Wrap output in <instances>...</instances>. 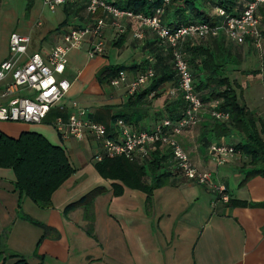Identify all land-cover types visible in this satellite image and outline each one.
Here are the masks:
<instances>
[{"label": "crops", "instance_id": "obj_1", "mask_svg": "<svg viewBox=\"0 0 264 264\" xmlns=\"http://www.w3.org/2000/svg\"><path fill=\"white\" fill-rule=\"evenodd\" d=\"M27 5L28 0H0V63L8 58V39L12 33L29 39L28 56L36 53L45 56L61 44L65 31L91 26L95 18L105 21L104 54L89 59L86 45L68 53L60 79L69 83V90L41 124L0 121V133L8 138L16 139L25 132L36 133L51 145L61 147L74 169V174L52 195L51 206L46 210L21 197L14 189L13 172L0 169V264L8 255L23 258L27 264H264V178H253L241 186L248 168H242L244 159L238 153L222 165L214 162L208 154L209 145L232 147L241 139L236 134L217 138L215 120L206 107L199 113L197 123L176 135L175 140L198 170L211 173L214 187L222 188L224 196L255 207L227 208L218 192L184 179L163 148L160 155L166 158L160 163L159 173L169 176L152 192L149 202L144 193L127 188L122 189L119 197H114L112 186L120 184L103 180L96 173L98 147L95 142L88 136L77 142L62 140L58 135L57 141L50 131L54 119L65 120L72 112L70 102L77 101L92 122L106 129L108 138L116 139L112 117L126 103L130 96L128 84L136 76L125 72V81L118 87H100L94 76L106 66L139 64L142 48L147 42L157 40L156 37L128 19L120 20L124 33L118 35L107 15L99 11L94 17L88 16L84 3H68L53 12L43 6V0H29V8ZM205 10L209 17L213 16V9ZM260 26L261 22L259 30ZM135 32H141L143 39L135 40ZM122 35L121 46L113 47ZM204 41L186 42L209 43V39ZM240 60L238 66L229 69L227 77L234 83L233 87L251 88L253 85L247 80L250 72L260 68L246 69L244 54ZM258 76L264 74L255 78ZM5 85L6 81L0 83V95ZM176 88L165 84L160 96L152 99L150 95L138 108V114L132 116L133 121L139 115L143 119L128 127L150 131L164 119L165 106L173 98L169 92ZM17 95L30 96L31 92L20 89ZM0 103L4 105L5 100ZM243 104L253 113L259 111V116L255 114L264 123L263 102L258 101L256 106L250 102ZM155 149L156 146L149 150L147 159L132 162L146 167ZM96 188L104 189L105 193L94 200L91 223L85 221L82 210L69 213L67 218L63 216L67 205ZM27 218L48 227L50 232L42 239L43 230ZM11 263L12 260H6L5 264Z\"/></svg>", "mask_w": 264, "mask_h": 264}, {"label": "trees", "instance_id": "obj_2", "mask_svg": "<svg viewBox=\"0 0 264 264\" xmlns=\"http://www.w3.org/2000/svg\"><path fill=\"white\" fill-rule=\"evenodd\" d=\"M107 1L118 10L145 17H151L154 10L161 9L160 24L164 28L174 30L190 24L217 25L221 19L214 13L209 17L205 9L210 8L214 12L220 9L228 17H236L251 0ZM165 1L168 3L166 4ZM27 8H29V0ZM263 8H260L258 12L264 19ZM123 38L124 36L119 37L113 47H120ZM260 38L263 43V58L260 69L251 71V75L264 74V27L260 28ZM250 40L246 39V43H250ZM182 49L192 76L194 92L202 105L210 111L211 104L218 103L217 110L229 114L228 121H215L217 138H226L231 134H236L241 139L238 144L232 146L235 153L244 159L242 168H248L244 173L241 186L253 178H264V124L241 102L235 93L234 83H231L227 77L229 69L239 65L240 54L233 52L222 36L209 39L208 44L186 42ZM147 70L153 71V78L145 88L128 96L122 109L113 115L112 122L120 119L127 126L137 125L143 116L139 115L135 121L132 120V116L138 114V108L150 95L152 99L160 96L165 84L177 86L170 52L165 45H160V42L154 39L142 48V58L139 64L134 63L129 67L106 66L97 72L95 80L102 87L110 86L111 82L116 80L121 73L131 72L137 76ZM184 108L182 96L176 93L165 106L164 118L172 121L178 120ZM160 154L161 147L156 146L155 151L150 155L152 160L147 163L146 167L118 158L102 159L94 164V169L103 180L120 184V186H112L114 197H119L122 189L127 188L144 193L149 202L152 192L161 187L163 180L169 176L165 172L159 173L160 163L166 158ZM0 169L11 170L15 177L16 192L43 210L50 208L52 195L74 174V169L61 147L53 146L41 135L29 132L21 133L16 139L8 138L0 133ZM146 179H149V182ZM104 193L105 190L102 188L90 191L79 200L67 205L63 210V216L67 218L69 213L82 210L85 221L91 223L94 200ZM225 206L227 208H248L256 205L228 199ZM26 220L43 230L42 239L50 232L48 227L28 218ZM90 228L89 224L87 229L90 230ZM6 260H12L11 264H27L25 259L15 255H8L1 259V264H5Z\"/></svg>", "mask_w": 264, "mask_h": 264}, {"label": "built area", "instance_id": "obj_3", "mask_svg": "<svg viewBox=\"0 0 264 264\" xmlns=\"http://www.w3.org/2000/svg\"><path fill=\"white\" fill-rule=\"evenodd\" d=\"M149 2L153 0H147ZM68 3H84L85 12L94 17L100 11L112 21V27L118 35L124 33L120 20L136 21L138 25L152 33L161 45H165L171 57V64L177 79V88L169 92L173 97L176 93L182 96L185 108L178 120L162 119L150 131H138L128 127L122 120L114 123L117 138L110 139L106 129L92 122L84 110L72 112L64 120L57 117L52 128L62 140L73 139L82 142L87 136L98 147L97 162L102 159L123 158L128 161L145 160L148 152L159 146L169 153L179 174L196 185L218 192L222 202L228 198L224 196L222 188L214 187L211 173L198 170L189 160L187 154L175 140V136L194 126L203 105L194 92L190 70L186 63L182 46L187 40L204 41L223 36L224 39L236 46H241L246 39H251L256 48H260V19L258 10L264 7V0H251L243 11L236 17H228L224 11L217 9L214 14L221 19L217 25L190 24L180 26L174 30L164 28L159 21L161 9L154 10L151 17L135 15L129 11H121L113 7L107 0H43V6L50 12ZM167 4L168 1H165ZM103 18H95L91 26L70 28L61 37V44L54 46L47 55H27L29 39L12 33L8 39V58L0 63V83L6 81L5 89L0 95V121L7 123H22L29 125L41 124L49 111L65 97L69 90V83L60 79L63 75L69 52L81 49L84 45L89 59L101 57L104 54L103 32L105 29ZM135 40L143 39L141 32L133 34ZM124 74L111 82V86L118 87L124 83ZM153 78V71L137 75L128 84V94L136 93L138 88L145 86ZM20 89L31 92L30 96H18ZM218 103L211 104L210 117L219 122H226L229 114L217 110ZM208 154L219 166L229 157L235 155L231 146L211 144Z\"/></svg>", "mask_w": 264, "mask_h": 264}, {"label": "rangeland", "instance_id": "obj_4", "mask_svg": "<svg viewBox=\"0 0 264 264\" xmlns=\"http://www.w3.org/2000/svg\"><path fill=\"white\" fill-rule=\"evenodd\" d=\"M262 12L264 14V8L262 9ZM257 16L259 17L260 22H261L260 27L263 28L264 27L263 17L259 12L257 13ZM195 42H202V41L195 40ZM228 45L232 48L233 52L239 53L240 55L241 54L246 55V67H245L246 69L252 70V69L260 68L261 60L263 58V43H262V41L260 42V48H256L253 45L252 41L250 43H245L241 46H236V45L234 46V44H232V43H229ZM240 62H241V60H240ZM240 62H239V64H240ZM97 72H96V74H97ZM96 74H95V76H96ZM95 76H94V81L97 84V82L95 80ZM249 76L250 77L247 79L248 84H251L253 86L251 88L245 87L244 85H242V87H235L234 90H235L236 95L238 96V98L241 100L242 103L243 102L244 103L250 102L251 106H256L258 101H261L264 103V81H263L264 76H262V77L258 76L256 78H255V76H257V75H249ZM257 81H259L260 83H257ZM73 104L76 106L75 112H78V110H83L82 107L80 106L79 102L71 101L70 102L71 108H72ZM255 113H256V111H255ZM256 114H258V116H259V111ZM261 115H262V113H261ZM31 126H34V125H31ZM51 129L52 128H50V131H52V133H54L53 135H54L55 139L57 140L58 139L57 134L55 132H53L54 131L53 129L52 130Z\"/></svg>", "mask_w": 264, "mask_h": 264}]
</instances>
